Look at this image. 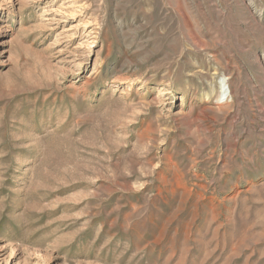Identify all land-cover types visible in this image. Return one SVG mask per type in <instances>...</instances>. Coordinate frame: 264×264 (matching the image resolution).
Segmentation results:
<instances>
[{"label":"rangeland","instance_id":"obj_1","mask_svg":"<svg viewBox=\"0 0 264 264\" xmlns=\"http://www.w3.org/2000/svg\"><path fill=\"white\" fill-rule=\"evenodd\" d=\"M0 264H264V0H0Z\"/></svg>","mask_w":264,"mask_h":264},{"label":"bare ground","instance_id":"obj_2","mask_svg":"<svg viewBox=\"0 0 264 264\" xmlns=\"http://www.w3.org/2000/svg\"><path fill=\"white\" fill-rule=\"evenodd\" d=\"M219 85H220V89L223 88L220 91V95H221L220 103H222L223 101H225L228 98V93L226 92V89H224V80L223 79L219 81Z\"/></svg>","mask_w":264,"mask_h":264}]
</instances>
